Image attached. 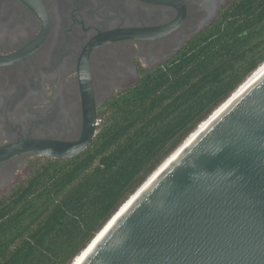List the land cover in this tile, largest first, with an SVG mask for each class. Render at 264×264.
Masks as SVG:
<instances>
[{"label": "trees", "instance_id": "trees-1", "mask_svg": "<svg viewBox=\"0 0 264 264\" xmlns=\"http://www.w3.org/2000/svg\"><path fill=\"white\" fill-rule=\"evenodd\" d=\"M264 63V0H240L192 49L119 95L89 148L0 201V264H71Z\"/></svg>", "mask_w": 264, "mask_h": 264}, {"label": "flooded vegetation", "instance_id": "flooded-vegetation-1", "mask_svg": "<svg viewBox=\"0 0 264 264\" xmlns=\"http://www.w3.org/2000/svg\"><path fill=\"white\" fill-rule=\"evenodd\" d=\"M239 1L0 0V150L75 144L93 119L96 137L119 95L194 48ZM52 160L64 159L0 162V201Z\"/></svg>", "mask_w": 264, "mask_h": 264}, {"label": "water", "instance_id": "water-1", "mask_svg": "<svg viewBox=\"0 0 264 264\" xmlns=\"http://www.w3.org/2000/svg\"><path fill=\"white\" fill-rule=\"evenodd\" d=\"M84 94L94 113L93 93ZM92 122L75 144L4 147L0 162L25 152L76 157L95 137ZM181 147L123 204L138 195L81 264H264V73Z\"/></svg>", "mask_w": 264, "mask_h": 264}, {"label": "bare ground", "instance_id": "bare-ground-1", "mask_svg": "<svg viewBox=\"0 0 264 264\" xmlns=\"http://www.w3.org/2000/svg\"><path fill=\"white\" fill-rule=\"evenodd\" d=\"M263 73H264V63L243 83V85H241V87L233 94V97L227 103H225L224 105H221L222 107L219 110H216L215 111V114L213 113L214 115H212V117L210 119H208V121H205L204 123H202L198 127V129L194 133H192L190 135V137L187 139V141H185V146L186 145H189L192 142V140L196 139V137H198V135L202 131H204L205 129H207V127H209V125H211V123L225 110V108L234 99H236L246 88H248L258 77H260ZM181 148L182 147H180L179 149L181 150ZM179 153H180V151L178 153H174V155L170 159H168V161L166 163H164L165 165H163L161 167L160 171L156 174V176L159 173H161L169 165V163L171 161H174L178 157ZM137 196H135L131 201H129L126 205H124L122 207V209L120 210V212L118 213V215L115 217V219L110 223V225L108 226V228L96 239V241L93 243V245H91V247L85 253H83V255H78V257L75 260L74 264H81L84 261L85 257L90 253V251H92V249L95 247V245L98 243V241H100V239H102L104 233H106V231H108V229L111 227L112 223H114V221H116V219H118V217L120 215H122L123 213H125L127 211V209L130 207V205L132 204V202L134 201V199H136Z\"/></svg>", "mask_w": 264, "mask_h": 264}, {"label": "built area", "instance_id": "built-area-1", "mask_svg": "<svg viewBox=\"0 0 264 264\" xmlns=\"http://www.w3.org/2000/svg\"><path fill=\"white\" fill-rule=\"evenodd\" d=\"M101 123H102V120L99 119L98 122H97V126H99Z\"/></svg>", "mask_w": 264, "mask_h": 264}]
</instances>
